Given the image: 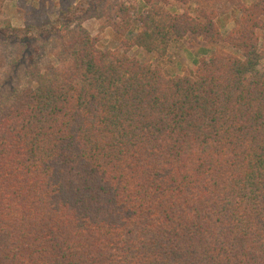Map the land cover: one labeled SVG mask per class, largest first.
Wrapping results in <instances>:
<instances>
[{"label": "trees", "instance_id": "obj_1", "mask_svg": "<svg viewBox=\"0 0 264 264\" xmlns=\"http://www.w3.org/2000/svg\"><path fill=\"white\" fill-rule=\"evenodd\" d=\"M81 1L106 47L73 5L40 52L0 27V264H264V0Z\"/></svg>", "mask_w": 264, "mask_h": 264}, {"label": "rangeland", "instance_id": "obj_2", "mask_svg": "<svg viewBox=\"0 0 264 264\" xmlns=\"http://www.w3.org/2000/svg\"><path fill=\"white\" fill-rule=\"evenodd\" d=\"M58 1L59 0H45V4H41V6H39L41 8L38 10V8L33 4V0H4L3 7L0 12V27L16 34L18 47H23V39L27 36V38L30 39L27 41L26 45L29 47L31 54L34 53V50H38L40 52L43 47L50 45L46 43L47 41L44 38L46 30L50 29L53 25H56L58 19H62L60 13L64 10V8L67 9L73 5L77 8L73 9L75 10L74 14H71V24L74 25L82 23L85 27L90 29L94 35L99 34L103 37L100 41V45L102 47H106L108 45V41L111 37L106 33L107 30H101L100 19L97 17L98 14H91L92 16L90 17L83 16V10L87 6L86 3L82 1L80 2V0H67V2L61 1V3L58 4ZM127 1L135 2L138 4L140 10L143 9V0ZM193 1L195 0H191V2ZM212 1L214 2V0ZM216 5L221 7V3L217 0ZM191 7H195V5L192 4ZM99 11L100 10H97L96 12ZM235 17V13L233 11L226 14L225 17H221L220 25L224 35H227L234 28ZM48 20L50 23H48ZM129 36H132V33L129 34ZM53 41L55 42V40H52V42ZM262 45L264 46V39L262 41ZM2 49L3 48L0 46V50ZM212 50V47L205 42L201 36L197 35H190L181 40L174 41L170 46V60L164 64V69L172 74H183L187 68L194 67L203 57H209ZM134 51L138 52L139 56L143 59H151V55L140 52L137 48H135ZM7 64L10 65L8 59L5 65H2L0 62V93L3 98L7 96L11 87L6 82V75L8 71Z\"/></svg>", "mask_w": 264, "mask_h": 264}]
</instances>
